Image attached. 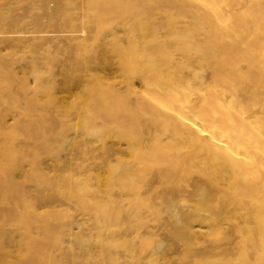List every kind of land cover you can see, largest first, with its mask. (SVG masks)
Instances as JSON below:
<instances>
[{
	"label": "bare ground",
	"instance_id": "bare-ground-1",
	"mask_svg": "<svg viewBox=\"0 0 264 264\" xmlns=\"http://www.w3.org/2000/svg\"><path fill=\"white\" fill-rule=\"evenodd\" d=\"M0 264H264V0H0Z\"/></svg>",
	"mask_w": 264,
	"mask_h": 264
},
{
	"label": "rangeland",
	"instance_id": "rangeland-1",
	"mask_svg": "<svg viewBox=\"0 0 264 264\" xmlns=\"http://www.w3.org/2000/svg\"><path fill=\"white\" fill-rule=\"evenodd\" d=\"M65 1V0H64ZM67 1V0H66ZM37 12H40L39 10H37ZM80 159V158H79ZM82 159V158H81ZM94 160L93 158H91V161ZM82 217L81 215H79L78 218Z\"/></svg>",
	"mask_w": 264,
	"mask_h": 264
}]
</instances>
